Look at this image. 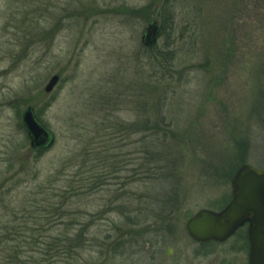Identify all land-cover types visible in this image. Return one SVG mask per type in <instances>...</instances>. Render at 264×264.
<instances>
[{
  "label": "rangeland",
  "instance_id": "374dc122",
  "mask_svg": "<svg viewBox=\"0 0 264 264\" xmlns=\"http://www.w3.org/2000/svg\"><path fill=\"white\" fill-rule=\"evenodd\" d=\"M154 20L164 31L149 49L141 38ZM263 72L264 0H0V250L21 243L20 260L46 264H247L245 229L201 246L185 226L228 204L240 162L264 170ZM27 107L55 136L42 154L21 122ZM158 118L172 136L157 150L141 131ZM143 149L162 151L161 181L138 167ZM140 196L146 214L174 207V224L136 225ZM65 224L83 233L78 248L44 256Z\"/></svg>",
  "mask_w": 264,
  "mask_h": 264
},
{
  "label": "water",
  "instance_id": "95a60500",
  "mask_svg": "<svg viewBox=\"0 0 264 264\" xmlns=\"http://www.w3.org/2000/svg\"><path fill=\"white\" fill-rule=\"evenodd\" d=\"M159 36L158 22L151 21L142 34L141 43L152 49ZM59 82L60 77L54 75L45 86V93H52ZM21 122L32 150L44 151L54 144L53 133L41 123L32 107L22 112ZM232 188V200L224 209L218 212L200 210L188 219L186 231L195 243H224L248 223V264H264V170L249 164L241 166L232 179ZM167 254H171L170 250Z\"/></svg>",
  "mask_w": 264,
  "mask_h": 264
},
{
  "label": "trees",
  "instance_id": "16d2710c",
  "mask_svg": "<svg viewBox=\"0 0 264 264\" xmlns=\"http://www.w3.org/2000/svg\"><path fill=\"white\" fill-rule=\"evenodd\" d=\"M170 20H172V18H163L164 23H166V21H167V23H169ZM163 31H164V26L163 27L161 26L160 27V36L163 33ZM262 82H263V84H261L258 87L257 99H256V102H255V105H254V109H257V110H261L262 111L261 113L258 114V116H259V119L258 120L262 124H264V118H263L264 117L263 116L264 115V72L262 73ZM164 124H165V119L158 118V120H156L154 122V124L152 125L153 126L152 128H151V126L150 127L148 126V122H147V124H144L145 125V128L141 131V133H143L145 131H152V132H154V135H156L158 138H156L157 140H156L155 144L153 142H152V144L154 145L155 148H157V150H158V148H159L160 145L161 146H164V145L166 146L167 142H169L168 140H169V137L171 135V134H169V132H167L168 129H167V127H165ZM140 125L141 124H139V127H140ZM149 128H150V130H149ZM141 142L144 143V144L150 143V142H147V137H143L141 139ZM143 150H144L143 151V153H144L143 155H144V158H146V160L143 163H139L138 167H144L145 165L150 166L148 168V171L151 173V175H153V180L152 181H155V182L161 181V180H159L160 179V176H163L164 177V174L166 173L164 166H162L160 164V160L163 157L162 156L163 155L162 154V151H157L156 150L152 154V153L147 152V149H143ZM39 154H42V152L39 153ZM105 161H103L102 158H97L96 157L95 159L91 160V163L93 165H95L97 163H102L104 165L105 164ZM244 164H245L244 161L243 162H240L239 166H242ZM239 166L234 167L233 176L237 172ZM93 167H95V166H93ZM151 167H152V169H151ZM89 173L90 172H88V174ZM110 173H112V172H110ZM104 174H105L104 168H102L101 172L99 173V176L97 175V176L94 177V173L92 174V177L91 178L94 177L93 179H97L98 181L99 180H102V181H99L101 183H98L95 186L100 185V184L101 185L104 184V183H102V182H105L106 181V180H103V179H105L104 178ZM126 183L129 184V185H133V184H136V185L139 184V185H141L142 183H149V182L143 181V182H140L139 183L137 180H135L134 182H133V180H128V182L122 181V185L121 186L126 185ZM90 189H93V188H90ZM120 191H123V188H121ZM66 192L67 191L64 190V191H61L60 194H62V193L66 194ZM123 194H125V193H123ZM124 200H126L125 197H124ZM129 200H131L132 201L131 203H133V200L134 199H129ZM118 201H120V199ZM137 201L140 202L139 204H141V206H140L139 209H137V213H135L136 215H135L134 218L140 219L138 222H135L134 221V223H137L136 225L140 226L143 221H147L146 222L147 223L146 224V227H150L152 223L149 224V220L151 218L154 219V218H161V217L163 219V220L160 221L161 223L166 222L167 225H170V226H172L174 224L173 223L174 220H171V218L174 216V214H176L175 213L176 211H174V209H175L174 207L171 210L169 209V212L167 214H164V213L161 214V212H159V215L156 216V214H154V212L156 210H154V212L151 213V214H146L145 213L147 210H150L149 209L150 207L148 205L149 204V199H146V197H141L139 200L137 199ZM143 201H145V203H144L145 206L143 205ZM167 207H168V205L166 206V208ZM58 211H60V209ZM149 212H151V211H149ZM58 219L59 220L60 219H63V217H62V215L60 213L58 214ZM166 219H168L169 221L168 220L165 221ZM65 226H66L65 231L63 233H61L56 239H53V243L56 244V245L53 247V244H48L46 246V249L43 250V255L44 256L49 255L50 253L53 252V248H56L57 254H59V258H69L68 255L75 248H78V243L81 241L82 236H83V233L80 232V231H78L75 234L70 235V233L68 232V229H67V224H65ZM154 226H156V225L154 224ZM8 229H9V227L7 225L0 228V247L3 246V245H6V247H8V242H7L8 241L7 240V237H8V233H7L8 232ZM17 232H18L17 234H19V235H20V233H22L20 231H17ZM32 232L34 233V232H40V231L39 230H35V231L32 230ZM34 237L35 236L32 234V237H30L28 239L31 240V239H34ZM71 237H74V238L72 239ZM28 239L25 238L26 241ZM67 241L70 242V244L67 243ZM64 243H67V244H66L65 248H62L61 247V244H64ZM20 244L21 243L17 244L16 246H13V247L10 246V248H6V249L0 250V264H11L15 260H16V262H15L16 264H32V263L33 264H46L47 263L46 260H41L38 263L37 260H33L31 257L27 258L24 261L20 260L23 257L22 254L25 253V252L22 251V247L20 246ZM31 247H32L31 244H25L23 246V248H26L25 251L28 248H31ZM28 251H30V250H28ZM49 264H53V263L51 261H49Z\"/></svg>",
  "mask_w": 264,
  "mask_h": 264
},
{
  "label": "flooded vegetation",
  "instance_id": "af4514ba",
  "mask_svg": "<svg viewBox=\"0 0 264 264\" xmlns=\"http://www.w3.org/2000/svg\"><path fill=\"white\" fill-rule=\"evenodd\" d=\"M231 187H232V180H231ZM232 191H233V189L231 190V198H230V200H229V202L228 203H230V201H231V199H232ZM243 229H245L246 230V234H245V243L247 244V246H248V249H249V252H250V243H249V232H248V229H249V224L248 223H246L243 227H241V228H239L236 232H235V234L232 236V237H230L226 242H228L229 240H231V239H233L241 230H243ZM198 245H210V244H222V243H217V242H213V241H211V242H208V243H204V244H199V243H197ZM248 262H249V255H248ZM248 262H247V264H248Z\"/></svg>",
  "mask_w": 264,
  "mask_h": 264
}]
</instances>
